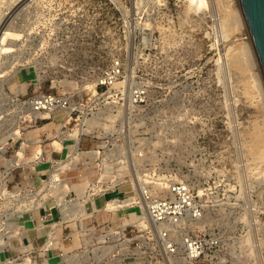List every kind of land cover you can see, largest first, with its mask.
Masks as SVG:
<instances>
[{
    "label": "rangeland",
    "instance_id": "374dc122",
    "mask_svg": "<svg viewBox=\"0 0 264 264\" xmlns=\"http://www.w3.org/2000/svg\"><path fill=\"white\" fill-rule=\"evenodd\" d=\"M231 2L0 0V35L14 34L0 55V236L7 238L2 259L13 255L10 248L22 250L24 231L18 226L31 216L18 211L25 195L15 193L37 185V172L66 153L55 147L64 113L31 120L23 103L59 94L79 103H136L138 112L131 114L129 135L119 147L128 163L136 162L144 185L187 188L200 217L187 219L185 233L209 244L219 239L225 249L220 260L206 264H264V238L250 252L254 261L231 255L242 252L245 239L252 245L253 235L264 233V158L258 154L264 146V96L249 35ZM90 148L89 142L82 145ZM81 174L89 181L97 177L91 169ZM77 176L60 177L71 183ZM119 192L129 197L131 188ZM120 212L115 216L127 225L137 218ZM32 217L39 224V214ZM139 230V261L165 264L155 231Z\"/></svg>",
    "mask_w": 264,
    "mask_h": 264
},
{
    "label": "built area",
    "instance_id": "2783aa9c",
    "mask_svg": "<svg viewBox=\"0 0 264 264\" xmlns=\"http://www.w3.org/2000/svg\"><path fill=\"white\" fill-rule=\"evenodd\" d=\"M96 99L97 102L79 103L71 96L36 95L27 103H23L34 112H47L50 115L63 112V123L59 124L63 147L58 151L66 153L65 158L59 161L69 158L75 160V157L81 155L76 158L73 170L66 169L63 173H77L78 181H83L81 173L91 169L97 177L82 185L80 188L82 191H79L78 187L73 188L65 197V204H60L55 194L63 192L59 186V183L64 181L61 177L59 183L48 185L51 194L45 192L39 196L40 191L36 192V189L49 179L48 172L54 165L48 162L49 169L37 172L35 178L37 185L25 186L15 193L16 198H19L20 194L25 195L23 200L26 196H38L42 199L45 195L46 199H42L43 207L37 211H29V214L25 212L23 215H31L28 218L25 216L18 218L21 221L26 218V225L18 226V232L24 231L21 234L33 232L35 236L30 238L24 235L20 240L23 249H8L13 255L3 257L0 264H142L139 261L141 241L134 235L140 233L139 228L133 224L137 220L127 226L123 225L124 217L113 222L114 212L104 210L105 203L110 200H129L126 207L117 208L118 212L129 210L137 218L141 216L142 211H146L152 226L154 228L159 226V231L155 234L161 244V250L170 259L167 264H206L212 261V257L220 260L219 256L225 249L219 239L213 241V238H210L213 242L209 244L202 237H189L185 233L187 219L200 217V213L198 214L196 208L192 206V198L186 187L172 185L163 191L158 187L144 185L136 190L130 179L128 168L126 169L128 154L126 157L119 143L125 140L124 130H127L130 116L132 113L134 116L137 114L139 106L136 103H110ZM125 118L128 120L126 128ZM85 142L91 143V148L86 151L82 149ZM71 146H75V149L69 151ZM121 157L125 162L120 159ZM43 173L47 175L44 180ZM126 185L131 188L129 197L119 192L120 187ZM89 193L94 194L87 197ZM100 198L104 200L103 205L96 208L94 203ZM48 202L52 203L49 207ZM32 213L39 214V224L32 217ZM7 230L10 233L11 229L6 226ZM99 238L102 240H98ZM253 238L255 239L252 240V245L245 239L241 247L242 252L231 254L232 258L238 257L245 262L254 261L250 252L260 248L258 243L261 240L258 238H264V233L259 232L253 235ZM104 248L109 250L106 251Z\"/></svg>",
    "mask_w": 264,
    "mask_h": 264
},
{
    "label": "bare ground",
    "instance_id": "6f19581e",
    "mask_svg": "<svg viewBox=\"0 0 264 264\" xmlns=\"http://www.w3.org/2000/svg\"><path fill=\"white\" fill-rule=\"evenodd\" d=\"M29 1H34V0H29ZM219 1V0H218ZM232 2L231 3H233V5H234V13H236L237 15H236V17L237 18H239V20H240V22L242 23V19H243V17H241L242 16V13H241V10H240V5H239V1L238 0H231ZM230 4V3H229ZM228 10V9H227ZM233 12V11H232ZM231 13V12H230ZM230 16V15H229ZM6 21V20H5ZM244 21V20H243ZM243 24V23H242ZM8 25V24H7ZM244 25H245V23H244ZM9 27V26H8ZM6 29H8V28H6ZM247 35H248V32H247ZM12 36H14V34L13 33H11V32H9V31H7V30H5L3 33H1V35H0V55L6 50L5 49V41H6V39L7 38H9V37H12ZM19 36V35H18ZM225 37H226V35H225ZM224 37V38H225ZM248 41H249V49L251 48V50L253 49V47H252V45H251V41H250V37L248 36ZM214 46V45H213ZM252 53V52H251ZM253 58H254V56H253ZM219 60V59H218ZM253 60V63H255V65H256V59L254 58V59H252ZM53 64V63H52ZM258 67V66H257ZM258 69V68H257ZM5 70V69H4ZM0 71H1V69H0ZM258 71H259V80H258V83H259V86H260V88H261V91H262V93H261V95L262 96H264V81L262 80V75H261V73H260V69H258ZM2 72H0V78L1 77H3V75L1 74ZM37 77V76H36ZM10 83V82H9ZM2 90V89H1ZM17 96V95H16ZM14 100H16V99H14ZM128 102V101H127ZM126 102V103H127ZM15 105V104H14ZM16 105H18V104H16ZM23 109H25V107L23 108ZM24 112V111H23ZM21 113V112H20ZM24 113H27L28 114V118H30L31 120H35V119H37V118H43V119H48V118H50L49 116H50V113H47V112H38V111H32L31 110V108H29V107H27V110L24 112ZM46 116V117H45ZM128 122V120L125 118V120H124V127L126 128V123ZM16 124V123H15ZM128 124H129V122H128ZM14 125V124H13ZM256 129V128H255ZM259 129V128H258ZM262 129V128H261ZM255 132V131H254ZM11 133V132H10ZM16 133H17V131H15V132H13V133H11V134H8L9 136L11 135V136H15L16 135ZM256 133H257V130H256ZM56 134H57V138L56 139H58V142H55L56 144H55V147L56 148H59V150H61L62 149V137H61V135H60V126H58V128H56ZM262 134V133H261ZM7 135V136H8ZM128 135H129V130H128V128H127V130L125 129L124 130V138L125 137H128ZM10 136V137H11ZM249 136H251V135H249ZM7 138V137H6ZM255 138V137H254ZM264 139V138H263ZM6 140V139H5ZM5 140H3V141H5ZM256 140V139H255ZM53 141V140H52ZM254 141V140H253ZM252 141V142H253ZM262 142H263V140H262ZM251 144V143H250ZM261 144V143H260ZM253 145H254V143H253ZM252 145V146H253ZM264 145V144H263ZM24 148V147H23ZM245 148V147H244ZM254 148H258L257 147V144H256V146H254ZM73 149H75V146H71V147H69V151H72ZM250 151V150H249ZM253 151V150H252ZM251 151V152H252ZM258 151V150H257ZM136 153V152H135ZM254 153V152H253ZM132 154L133 155H136V154H134L133 152H132ZM258 154H259V156H260V158H264V146H262V149H260L259 151H258ZM81 155H78L77 157H75V160L72 158V160H70V158L69 159H67V160H63V161H59V162H51V163H53L54 164V166H53V168H52V170L50 171V175H49V179L48 180H46V182H44L43 183V186H41V187H39V188H37L36 189V192L37 191H40V193L41 194H39V196L40 195H42V194H45V192H46V194H51V190H48L49 189V187H48V185L50 184L51 186H53V184H55L56 182H58L59 183V181H60V174L61 173H63L66 169H72V168H74V166H75V162L77 161V159L76 158H78V157H80ZM251 156V155H250ZM252 157H255V156H252ZM251 157V158H252ZM41 159V158H40ZM134 160V159H133ZM252 161H254L253 159H252ZM262 161V160H261ZM39 162V161H38ZM74 162V163H73ZM258 162H260V161H258ZM264 162V161H263ZM263 162H262V164H263ZM17 164H19V162H16ZM16 163H13V164H11L10 165V167H12L13 165H15ZM131 163H133V165H131ZM129 166H128V169H127V171H128V173H129V176H130V178H131V180L133 181V183H134V185H135V187H136V190L138 189V187L140 186V187H143L144 186V184H145V182L141 179V177H140V174L137 172V166H136V162L135 161H133L132 162V158H131V160H129ZM10 169V168H9ZM88 180L86 179V178H84V180L83 181H78V182H75V183H77V184H75L74 186H72L71 185V183H69V181H66V180H64V181H62L61 183H59V186H60V188H62V190H63V192H61L60 193V196L58 195L59 194V192L58 193H56L55 194V198L57 199V202H60V204H65L64 203V201H66L65 200V197L68 195V192H70L73 188H76V187H78L79 188V191H82V189L80 190V188H81V186L83 185H86V184H88V182H87ZM31 186V185H30ZM93 189H95V187L93 188ZM15 192H17V191H15ZM92 194H94V193H89V195H87V197H89V196H91ZM53 196H54V194H53ZM43 200H45L46 198H45V195L43 196V198H42ZM42 199H40L38 196H31V197H28V196H26V198H24V200L21 202V204L20 205H18V211H20V209H22L23 210V212L25 213V212H29V211H37V209L38 208H40V207H43L44 206V203L42 202ZM80 199V198H79ZM125 202H128V203H126L125 204ZM129 200H125V201H112V200H110V201H107V203H105V205H106V207H105V212H108L109 210L110 211H112V212H114L113 213V217H112V221L113 222H115V221H117L118 219H119V217L117 216H115V215H118V211H119V209H117V208H119V207H126V205L127 204H129ZM122 203H124V204H122ZM143 207H145V206H143ZM115 208H116V210H115ZM103 210V211H104ZM13 212L14 213H16V211L15 210H13ZM134 217H137L136 215H134ZM120 218H122V217H120ZM137 219V223H135V225H136V227L137 228H141V229H148V228H150V226H151V228H152V230H154L155 231V233H157L158 231H159V226H156L155 228L152 226V224H151V222H150V220L148 219V217H147V213H146V211H142V213H141V216L139 217L138 216V218H136ZM125 220V218H123V221ZM128 221V220H127ZM130 221V220H129ZM128 221V222H129ZM134 224V223H133ZM123 225L124 226H127V223L125 224V223H123ZM10 235V234H9ZM15 235V234H14ZM14 235H10V236H8V237H12V236H14ZM25 235V234H24ZM7 239V238H6ZM5 239V237L3 236V235H1L0 236V263L2 262L1 260H2V251H3V249H4V247H6V245H7V240ZM101 240H102V238H100ZM22 249H23V247H22ZM16 250H18V249H16ZM166 260L168 261H170V259L168 258V257H166ZM167 261H166V264H167Z\"/></svg>",
    "mask_w": 264,
    "mask_h": 264
},
{
    "label": "water",
    "instance_id": "95a60500",
    "mask_svg": "<svg viewBox=\"0 0 264 264\" xmlns=\"http://www.w3.org/2000/svg\"><path fill=\"white\" fill-rule=\"evenodd\" d=\"M238 1L253 52L264 81V0Z\"/></svg>",
    "mask_w": 264,
    "mask_h": 264
},
{
    "label": "crops",
    "instance_id": "0c3cea01",
    "mask_svg": "<svg viewBox=\"0 0 264 264\" xmlns=\"http://www.w3.org/2000/svg\"><path fill=\"white\" fill-rule=\"evenodd\" d=\"M75 184H77V183H75V182H71V185H72V186H74Z\"/></svg>",
    "mask_w": 264,
    "mask_h": 264
}]
</instances>
